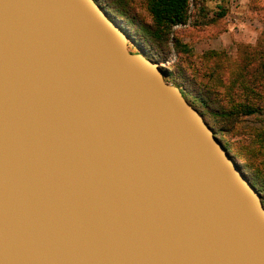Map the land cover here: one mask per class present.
Returning a JSON list of instances; mask_svg holds the SVG:
<instances>
[{
  "label": "water",
  "instance_id": "1",
  "mask_svg": "<svg viewBox=\"0 0 264 264\" xmlns=\"http://www.w3.org/2000/svg\"><path fill=\"white\" fill-rule=\"evenodd\" d=\"M95 0H0V264H264L258 190Z\"/></svg>",
  "mask_w": 264,
  "mask_h": 264
},
{
  "label": "rangeland",
  "instance_id": "2",
  "mask_svg": "<svg viewBox=\"0 0 264 264\" xmlns=\"http://www.w3.org/2000/svg\"><path fill=\"white\" fill-rule=\"evenodd\" d=\"M98 3L127 34L128 51L143 54L158 62V65L166 72L163 80L167 84L179 88L188 86L193 93H197L200 84L207 81V77H201L205 68H202L200 63L210 68L220 63L223 66L222 78L225 79L222 82L221 93H225L224 88L228 82L226 79H230L229 72L234 70L232 60L236 58L238 60L242 56L247 57L245 51L249 48L244 47L243 42L232 41L223 47L219 45L218 34L225 30L228 23L224 18L222 20L215 17L217 12L225 11L221 3L189 0L186 23L172 26L166 38L155 33L145 0H98ZM252 5L256 8L258 18L263 22V29L258 34L254 45L264 51V0H254ZM175 41L178 45L177 50L173 46ZM205 51H214L218 54L202 56ZM232 91L233 89L230 93ZM183 94L195 106L191 99L185 93ZM233 96L228 95L224 98L235 99V102H241L243 98V95ZM258 96L262 97V94ZM258 118L261 116H240L235 122L234 129L223 134L217 133L216 136L258 190L263 200L264 189L261 184L262 180L264 181V164H262L261 156L264 154V137H261L263 141L259 137L254 139L253 143H248L245 139V135L250 137V133H258V131L260 133L262 127L256 129L261 125L256 121ZM258 148L263 149H260L261 155L257 154Z\"/></svg>",
  "mask_w": 264,
  "mask_h": 264
},
{
  "label": "trees",
  "instance_id": "3",
  "mask_svg": "<svg viewBox=\"0 0 264 264\" xmlns=\"http://www.w3.org/2000/svg\"><path fill=\"white\" fill-rule=\"evenodd\" d=\"M95 1L98 3V0ZM145 1L146 7L151 15V25L155 33H159L166 38L172 26L186 23L189 0ZM223 14L224 11L221 10L217 12L215 17L220 18ZM173 46L174 49H178L176 41ZM244 47L249 48L248 51H245L247 57L240 56L241 58L238 60L237 58L232 60L231 64L234 65V70L229 72L230 79H226L228 82L224 88L226 90L225 93H221L222 82L225 81V79L222 78L223 66L220 63L212 68L200 63V66L205 68L201 77H207V81L200 84V89L198 88L199 91L197 93H193L192 89L188 86H184L183 88L177 87L183 96V93H185V95L191 99L195 106L184 96V98L202 115L215 136L217 133L223 134L230 129H234L235 122L240 116H261V118L256 120L261 123V125L259 124L260 127H256V129L262 127L260 133L259 131L258 133H250V137L252 136L253 138H250L249 135H245V139L248 140V143H253L254 139L260 137V140L263 141L261 137H264V51L257 48L256 45L244 44ZM209 54L217 55L218 52L205 51L202 53V56H207ZM231 89H233L232 93H230ZM260 93L262 97L258 96ZM228 95H234L233 97H235V95H243V98L241 102H235V99L229 100L224 98ZM260 149L262 148H258L257 154L261 155ZM261 161L262 164H264V154L261 156ZM262 182L261 185L264 189V181L262 180ZM262 203L264 206V197Z\"/></svg>",
  "mask_w": 264,
  "mask_h": 264
},
{
  "label": "crops",
  "instance_id": "4",
  "mask_svg": "<svg viewBox=\"0 0 264 264\" xmlns=\"http://www.w3.org/2000/svg\"><path fill=\"white\" fill-rule=\"evenodd\" d=\"M223 4L225 8L220 19L226 20V28L218 34L219 45L225 46L232 41L254 45L258 34L263 29V22L258 18L254 0H209Z\"/></svg>",
  "mask_w": 264,
  "mask_h": 264
},
{
  "label": "flooded vegetation",
  "instance_id": "5",
  "mask_svg": "<svg viewBox=\"0 0 264 264\" xmlns=\"http://www.w3.org/2000/svg\"><path fill=\"white\" fill-rule=\"evenodd\" d=\"M128 48V47H127ZM130 52V51H129Z\"/></svg>",
  "mask_w": 264,
  "mask_h": 264
}]
</instances>
